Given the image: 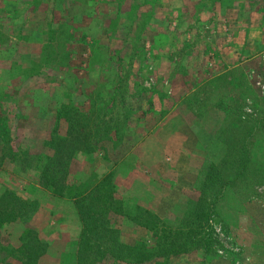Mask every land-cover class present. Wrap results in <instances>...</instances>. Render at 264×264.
I'll use <instances>...</instances> for the list:
<instances>
[{
  "label": "rangeland",
  "instance_id": "374dc122",
  "mask_svg": "<svg viewBox=\"0 0 264 264\" xmlns=\"http://www.w3.org/2000/svg\"><path fill=\"white\" fill-rule=\"evenodd\" d=\"M259 2L0 0V193L35 199L44 157L72 146L61 152L60 180L85 188L81 209L103 200L69 252L80 253L77 264H264V52L235 59L227 42L222 60L218 27L209 29L225 21L233 37L243 20L253 30L246 8ZM241 135L244 181L212 220L185 224L192 204L208 211L207 172L225 181L234 169L227 156L244 159ZM9 232L0 227V264L20 242ZM28 243L36 255L46 248Z\"/></svg>",
  "mask_w": 264,
  "mask_h": 264
},
{
  "label": "trees",
  "instance_id": "16d2710c",
  "mask_svg": "<svg viewBox=\"0 0 264 264\" xmlns=\"http://www.w3.org/2000/svg\"><path fill=\"white\" fill-rule=\"evenodd\" d=\"M259 122H261L262 124H264V114L262 116L259 117L258 119ZM259 131H262V128H256ZM264 131V130H263ZM264 134V133H263ZM247 135V134H246ZM264 138V135H263ZM231 144L236 142V140L231 139ZM239 141H242L243 146H240V149L243 151L242 156H244V159L241 157L239 158L238 163H235V159H236V154H232L227 156V160L229 163H232V165H234V169L232 171V175L225 181L219 179L217 177V171L213 168L210 171L207 172L206 174V182H205V186L203 184L202 190H201V194L204 190H208V189H212V195H210V200L208 201V203H206L207 209L208 211H202V208L200 209V205L196 207L193 206V204L191 205V207H187L184 215H183V222H185V224H189V223H196L201 221L200 219H202L203 217H205V219L203 220L204 222L210 221L212 220L211 218L215 216V212L216 211V207L218 206V202H220L225 196H226V192L231 193V195H234L235 192V187H236V181L242 183L244 181L245 178V170L247 168V165L249 164L246 152H245V147H244V142L246 143V136L245 135H241L238 139ZM77 148V147H74ZM72 149L71 147H63V146H57L56 149H53V152L55 155H53L52 157H44V160H42V165H40V168L37 169L38 170V178H39V183L41 184V187L49 190L51 192L52 195L57 196V197H64L67 199H70L72 201V204L76 210V213L78 215L79 221H80V233L78 235V242L76 243V247L78 248L79 245L82 244V239L83 238V234H84V230L87 232V225H86V221L90 220L93 217H96L98 214L102 213V209H100L102 207V202L101 201H97V202H92V203H88L89 201L86 200V206L83 207V209H81L82 207L79 204V201H85L84 197H82L85 188H81V189H71L69 186L64 185V183L62 182V179L60 180L58 173L60 170H58V165L60 164L58 161L61 158V152H66L67 154H69L70 150ZM237 160V159H236ZM38 161V160H37ZM54 168V169H53ZM56 172V174L54 173ZM262 174L264 176V169H262ZM262 177V175H261ZM262 180H264V178L262 177ZM104 181V178L102 180H99L98 182H96V184H94L92 186L91 189H89L88 193L95 198L96 195L91 194V193H97L98 191H100V187H102V182ZM86 186V185H85ZM104 186V185H103ZM114 187L113 183L111 185H109V187L104 186V189H106V193L108 196V192L110 191L109 189H112ZM247 190H252V186L248 187L246 186ZM103 190V189H102ZM72 192V193H71ZM98 194V193H97ZM113 200L114 197H109V199ZM23 199L20 200V198H18L15 194H13L12 192H9L7 190H4L0 193V227L8 222H11L15 219L19 220L22 224H23V230L22 233L19 237V245L18 247L15 248V251L13 252V250H7L4 249L5 253H7V255H5L6 257L11 258V261H6L5 258L3 260L4 263L3 264H37V256L35 253L36 248L34 247L33 250L32 245H28L29 241H34L35 243L38 244L39 240L37 239L36 235L34 234V232L31 230L30 226H29V220L31 215L36 211L37 207H38V201L35 199H32L30 201H22ZM90 202L92 201V198L89 199ZM111 200V201H112ZM201 201H205L204 199H199ZM115 201H117L115 199ZM114 202V201H113ZM109 204H112V202H110ZM119 204V201H118ZM205 204V203H203ZM10 207L8 209H6L7 206ZM108 207V205H107ZM104 212V210H103ZM84 213V214H82ZM193 217L197 218L195 221L191 222L190 220L193 219ZM202 221V222H203ZM34 234V238L32 236H30V233ZM30 236V237H29ZM203 246H205V242L203 241ZM90 248V246H89ZM38 250V249H37ZM78 250V249H77ZM206 250V251H205ZM205 250H203V258L205 261H208V259H210L209 257H207L206 253H209V249L208 246H205ZM27 251V252H25ZM25 252V253H24ZM82 252V251H80ZM140 252V251H139ZM15 253H19V257L15 254ZM24 253V254H23ZM80 253L78 251L75 252V255H71V261L73 262V264H77L78 259L80 260L81 258H78V255ZM77 255V257H76ZM131 256H136L134 254H131ZM77 259V261H76ZM146 261L148 259H137L135 260L136 262H140V261ZM70 261V262H71ZM83 261V260H82ZM130 263V262H128ZM131 263H134V261H132Z\"/></svg>",
  "mask_w": 264,
  "mask_h": 264
},
{
  "label": "crops",
  "instance_id": "0c3cea01",
  "mask_svg": "<svg viewBox=\"0 0 264 264\" xmlns=\"http://www.w3.org/2000/svg\"><path fill=\"white\" fill-rule=\"evenodd\" d=\"M246 11L249 13L251 12V14L255 16L253 17V30L250 29L247 21L242 20L236 22V24L240 28L241 26L246 27L244 28L245 30L243 28L241 30L239 29L236 35L233 34V37H231V34L228 35L227 28L229 27V25L227 24V22H218V24H215L213 22L212 24H210L209 29L213 34L214 32H216V27H218L219 33L217 36L219 37V44L217 52L222 60H226L228 58V52L235 59L249 56L251 54L253 56H260L264 52V5H261V2H259L258 5H254L252 7L251 11L249 10V7L246 8ZM237 14L241 16L245 13L241 11L237 12ZM227 42L228 44H233V47L230 46L231 48L230 50H228V52L226 49ZM156 172L161 175L159 171ZM124 174H126V172ZM138 174L139 176H136L135 178H139L140 180H148L147 175L142 173ZM34 186L35 190H33L32 192V197L38 201V207L33 213L32 218L29 220V225L35 228L37 239L46 243L44 252L41 255L37 256V264H59L58 262L60 258L61 264L71 263L69 252H74L72 251V247L75 246L81 228L72 201L64 197H57L52 195L49 190L43 187L41 188L38 180H36ZM43 196H47V199L49 201H45L46 197ZM52 198H54V200ZM53 201L56 202V205L52 203ZM45 209L47 213L43 218L38 220L37 216L45 211ZM63 216L64 218H62ZM65 217H71V231H66L65 227L68 225L64 222V219H66ZM23 228V224L19 220H15L3 224L1 226V231L2 233L8 234L10 233V230H14L13 237L16 241L19 240ZM68 244H71V249L65 248L66 246H68ZM64 245L65 247H63ZM65 253L68 254L64 255ZM64 261L67 262L64 263Z\"/></svg>",
  "mask_w": 264,
  "mask_h": 264
}]
</instances>
